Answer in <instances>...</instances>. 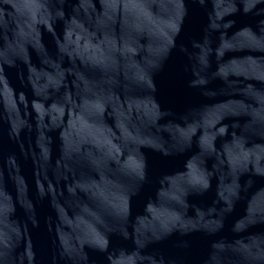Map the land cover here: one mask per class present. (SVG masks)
<instances>
[{"label":"water","instance_id":"obj_1","mask_svg":"<svg viewBox=\"0 0 264 264\" xmlns=\"http://www.w3.org/2000/svg\"><path fill=\"white\" fill-rule=\"evenodd\" d=\"M175 0H0V264H118Z\"/></svg>","mask_w":264,"mask_h":264}]
</instances>
